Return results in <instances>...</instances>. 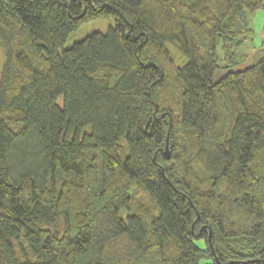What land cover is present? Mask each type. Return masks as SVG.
Instances as JSON below:
<instances>
[{"label": "trees", "instance_id": "obj_1", "mask_svg": "<svg viewBox=\"0 0 264 264\" xmlns=\"http://www.w3.org/2000/svg\"><path fill=\"white\" fill-rule=\"evenodd\" d=\"M262 9L0 0V264H264Z\"/></svg>", "mask_w": 264, "mask_h": 264}, {"label": "rangeland", "instance_id": "obj_2", "mask_svg": "<svg viewBox=\"0 0 264 264\" xmlns=\"http://www.w3.org/2000/svg\"><path fill=\"white\" fill-rule=\"evenodd\" d=\"M115 25V20L112 17L97 18L81 24L76 30L72 31L65 42V48L70 47L76 41L82 40L87 35L93 32L106 33L111 27ZM250 25L254 28L255 34L247 41L239 50L240 53H249L255 47L264 45V9L255 12L253 17L250 18ZM170 45V44H169ZM171 52L176 54L178 50L170 47ZM219 53L222 55V49L219 48ZM4 61V51L0 45V67ZM203 245V241L199 242ZM204 246V245H203Z\"/></svg>", "mask_w": 264, "mask_h": 264}, {"label": "water", "instance_id": "obj_3", "mask_svg": "<svg viewBox=\"0 0 264 264\" xmlns=\"http://www.w3.org/2000/svg\"><path fill=\"white\" fill-rule=\"evenodd\" d=\"M166 150H167V148H166ZM165 154H166V151H165ZM167 156H169V153H167Z\"/></svg>", "mask_w": 264, "mask_h": 264}]
</instances>
